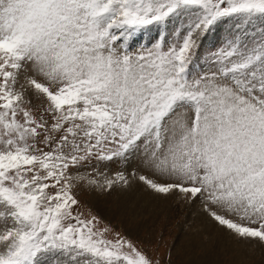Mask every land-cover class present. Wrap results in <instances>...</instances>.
<instances>
[{"label": "snow or ice", "instance_id": "obj_1", "mask_svg": "<svg viewBox=\"0 0 264 264\" xmlns=\"http://www.w3.org/2000/svg\"><path fill=\"white\" fill-rule=\"evenodd\" d=\"M133 181L264 245V0H0V264H158L80 210Z\"/></svg>", "mask_w": 264, "mask_h": 264}, {"label": "rangeland", "instance_id": "obj_2", "mask_svg": "<svg viewBox=\"0 0 264 264\" xmlns=\"http://www.w3.org/2000/svg\"><path fill=\"white\" fill-rule=\"evenodd\" d=\"M209 48L210 47H204L203 51H207V49ZM131 166L136 167L137 162H113L107 165H101L100 168L101 171H105L107 172V174L112 175L116 171H124L126 173L128 168L134 169V167ZM76 192L77 197L81 202L80 210L85 214V216H88L90 214L96 215L102 221L101 227H103L104 225H109L114 228L115 231H118L122 235L131 239L134 243H136L139 247L146 251L149 257L152 258L154 262H158V264H205L202 259H197L196 255L194 256L192 252L188 253L185 252V250H182L184 245L181 244L184 240H186L190 233H196V229H198L193 225V219L198 218L196 217L197 212H195L192 208H188L190 207L189 205L194 206L196 204L195 209L199 210L200 212L202 211L201 213L207 215L200 201L197 200L194 202H186L179 194L168 196V202L164 203L166 204V209L165 207H163L159 210H155L154 216L156 217H153L151 219L148 226H144V228L140 229L133 226L131 227L129 223L126 224V222H122L123 219L120 220L118 217H113L112 213L110 212L103 213L96 208L97 203L93 201L94 194L97 195V193H99L100 195L98 196V198L100 200L108 199L109 203L107 204H109V207L111 208V204L113 205L114 203L113 198H116L115 191L112 190L111 192H105L99 189L81 186L77 188ZM112 194L113 197L110 198ZM207 217L209 218L210 223H214L215 225H217L209 215H207ZM210 229L208 231H205L206 233L202 235L203 243H210V240L213 236L212 233L209 232ZM251 243H254V245L249 246V248L248 246H244V249L249 253L248 255H257V257H252L251 259L249 258L251 261H249L248 259V263L264 264V245L262 247L258 242ZM203 251L205 252L204 249ZM198 255L202 256L201 253H198ZM208 264H212V262L210 261V263Z\"/></svg>", "mask_w": 264, "mask_h": 264}, {"label": "bare ground", "instance_id": "obj_3", "mask_svg": "<svg viewBox=\"0 0 264 264\" xmlns=\"http://www.w3.org/2000/svg\"><path fill=\"white\" fill-rule=\"evenodd\" d=\"M134 169H137V166L134 167ZM134 169L128 168L125 174L127 175L131 173ZM113 191L116 192V198H113L114 203L113 205L111 204V208L109 207V204H107L109 203L108 199L100 200L98 198L100 194H94L93 201L97 203L96 208L103 213H112L113 217H118L120 220L123 219L122 222H126V224L129 223L131 227L133 226L135 228L142 229L144 226H148L151 219L156 217L154 216L155 210H159L163 207L166 209V204L164 203L168 202L167 197L152 192L145 185L139 183L138 181H133L131 186L127 189H121L117 187ZM174 195L175 194H173V196ZM112 197L113 194L110 196V198ZM189 206L190 207L188 208H192L195 212H197L196 217L198 218L193 219V225L198 229H196V233H190L187 237L188 239L186 238V240L181 243L184 245L182 250H185V252L188 253L192 252L194 256L196 255L197 259H202L205 264L210 263V261L212 264H249L247 261L249 258L251 259L252 257H257V255H248L249 253L244 249V246H248L249 248V246L254 245V243L236 240L233 238V236L229 235V233L224 228L218 227L214 223H210L209 218L207 217L208 214L206 215L201 213L202 211L200 212L199 210L195 209L196 204L194 206ZM209 229V232L213 235L212 239L210 240V243H203L202 235ZM261 246L263 247V245ZM198 253H201L202 256H199ZM250 259L249 261H251Z\"/></svg>", "mask_w": 264, "mask_h": 264}]
</instances>
